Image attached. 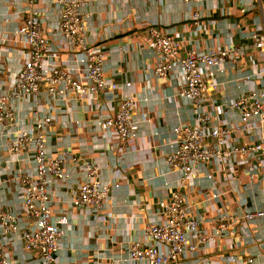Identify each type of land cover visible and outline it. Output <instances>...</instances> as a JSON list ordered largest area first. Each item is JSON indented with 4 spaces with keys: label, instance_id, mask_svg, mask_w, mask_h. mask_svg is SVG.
<instances>
[{
    "label": "built area",
    "instance_id": "obj_1",
    "mask_svg": "<svg viewBox=\"0 0 264 264\" xmlns=\"http://www.w3.org/2000/svg\"><path fill=\"white\" fill-rule=\"evenodd\" d=\"M99 1L0 0V264H60L73 215L58 212V188L70 192L72 211L112 217L108 201L121 177H100V161L71 129L89 125L74 113L109 109L100 139L120 151L137 145L148 122L135 117L132 82L104 77L107 52L87 35V9ZM181 1L197 6L181 32L145 26L152 77L173 83L175 113L188 115L173 127L164 159L176 185L126 242V262L264 264V13L238 27L232 19L255 0ZM206 1L223 24L201 11ZM209 34L217 42L203 46ZM5 189L14 210L3 204Z\"/></svg>",
    "mask_w": 264,
    "mask_h": 264
},
{
    "label": "crops",
    "instance_id": "obj_2",
    "mask_svg": "<svg viewBox=\"0 0 264 264\" xmlns=\"http://www.w3.org/2000/svg\"><path fill=\"white\" fill-rule=\"evenodd\" d=\"M261 4L264 10V0ZM196 8L181 0H104L87 9V35L92 41L100 40L107 52L104 77L121 84L132 82L138 100L135 117L139 120L142 115H147L148 122L140 124L137 145L134 143L129 149L120 151L114 140L105 142L100 139L98 122L109 109L101 112L87 109L73 114L75 121L89 125L80 128L72 124L71 129L76 132L84 151L100 161V177L107 180L120 176L121 179L119 187L110 193V219H96L92 215L72 211L67 189L58 188L53 193L58 212L67 210L73 215L70 228L62 239L58 255L60 264H127L126 242L141 235L146 223L153 220L157 202L166 199L174 190L177 175L168 171L164 159L173 127L185 122L188 115L183 110L178 115L175 113L173 100L176 89L173 83L152 77L153 58L148 53L145 26L150 24L168 33L181 32ZM201 8L211 19L220 22L209 11V1ZM249 13L243 18L242 15L234 17L232 21H236L238 27H241V22L244 26L254 20L262 22L264 12H261L257 0ZM212 34L206 37L203 46L209 47L217 42ZM240 38L238 31H234V41L238 43ZM64 133L68 131L64 129ZM93 146L98 149L93 150ZM73 177L79 180L82 175ZM1 195L8 209L17 208L13 193L5 189ZM204 228H208L207 225ZM248 252L257 254L253 248Z\"/></svg>",
    "mask_w": 264,
    "mask_h": 264
}]
</instances>
